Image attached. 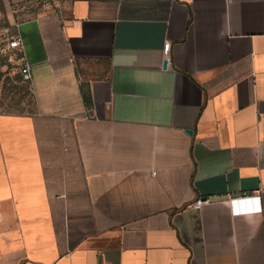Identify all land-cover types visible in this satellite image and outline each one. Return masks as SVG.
Segmentation results:
<instances>
[{
	"label": "crops",
	"instance_id": "crops-1",
	"mask_svg": "<svg viewBox=\"0 0 264 264\" xmlns=\"http://www.w3.org/2000/svg\"><path fill=\"white\" fill-rule=\"evenodd\" d=\"M41 1L0 264H264V0Z\"/></svg>",
	"mask_w": 264,
	"mask_h": 264
},
{
	"label": "rangeland",
	"instance_id": "rangeland-1",
	"mask_svg": "<svg viewBox=\"0 0 264 264\" xmlns=\"http://www.w3.org/2000/svg\"><path fill=\"white\" fill-rule=\"evenodd\" d=\"M46 1L4 10L0 5V112L30 114L35 110L31 86L20 74L22 55L8 50V43L16 35L17 25L39 12L50 9Z\"/></svg>",
	"mask_w": 264,
	"mask_h": 264
},
{
	"label": "built area",
	"instance_id": "built-area-1",
	"mask_svg": "<svg viewBox=\"0 0 264 264\" xmlns=\"http://www.w3.org/2000/svg\"><path fill=\"white\" fill-rule=\"evenodd\" d=\"M171 43L166 42L163 47V54H164V61H167V66L169 63V52ZM8 50L16 51L17 53L22 55V65L20 67V74L26 81L30 82L32 79V71L29 66V64L26 62L24 51H23V44L22 39L19 35H15L10 42L8 43ZM208 199L198 198L195 203L193 204V208L200 209L202 206H204L206 203H208Z\"/></svg>",
	"mask_w": 264,
	"mask_h": 264
},
{
	"label": "water",
	"instance_id": "water-1",
	"mask_svg": "<svg viewBox=\"0 0 264 264\" xmlns=\"http://www.w3.org/2000/svg\"><path fill=\"white\" fill-rule=\"evenodd\" d=\"M163 68H167V61L163 62ZM191 133V132H190Z\"/></svg>",
	"mask_w": 264,
	"mask_h": 264
}]
</instances>
